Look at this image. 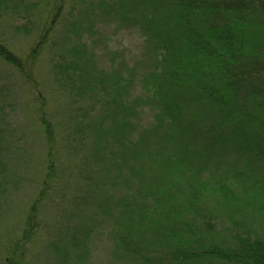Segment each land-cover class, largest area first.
<instances>
[{
	"label": "trees",
	"instance_id": "trees-1",
	"mask_svg": "<svg viewBox=\"0 0 264 264\" xmlns=\"http://www.w3.org/2000/svg\"><path fill=\"white\" fill-rule=\"evenodd\" d=\"M49 1L0 0V24L5 17L32 24V12H39ZM92 1L91 6L98 4ZM103 4L102 0L99 5ZM103 6H108L104 12L106 16L113 15L137 28L151 48L152 65L143 83L151 94L158 117L152 134L157 138V145L163 148L157 154L138 149L145 131L137 140L132 138L138 127L128 121L131 119L128 112L132 110L128 102L133 98L129 96L128 84L116 72L91 68L92 55L88 56L91 42L84 34L91 28H85L86 22L75 24L70 36L62 41L64 44L68 41L69 48L60 53L58 59H53V69L57 82L68 91L74 110L81 116L76 115L78 124L66 147V136L59 133L56 122L53 123L49 116L50 107L39 95L43 104L39 123L47 147L46 172L40 181V177L36 181L40 184L43 180L41 188L28 210L22 237L14 243L12 250H8L11 252H8L5 264H25L23 247L31 243L30 238L39 226L41 203L50 200L52 192L59 194L58 187L70 190L73 181L86 183L89 205L97 204L95 194L98 189L136 187L133 195L127 193L120 200L106 194L105 204L110 216L114 210L112 203L120 208L114 219L116 228L112 230L117 238L115 247L132 255L133 264H207L211 261L215 264H264L263 239L249 235L234 219L226 218L221 223L219 218L213 220L212 215L199 208L202 197L196 191V185L201 183L199 175L204 174L206 166L204 163L196 165L191 160L201 157L204 161L205 154L214 155L225 150L235 153L237 159L244 158L246 163H255L252 167L244 165L245 173L232 182L234 186L235 182L248 181V177L257 174V182L255 186L250 184V188L254 189L257 183L261 187L253 193L248 190L236 195L229 182L225 184L224 180L212 184L203 182L202 186L218 192L227 203L242 201L256 207L252 198L259 189L264 191V0H117ZM64 9L63 3L50 9L52 14L49 13L43 23L46 29L39 33L28 54L30 60L36 56L32 65L42 49L49 43L54 44L57 22ZM26 27V24L18 25L14 30L29 33ZM0 59L30 80L32 67L1 43ZM111 59L114 60L115 55ZM86 103L92 106L88 108ZM96 108L98 117H95ZM6 111L7 103L0 94V118ZM111 113L116 128L105 129ZM94 127L100 134H95L97 140L108 136L114 142L113 148L104 147L101 155L105 181L85 164L83 155L77 157L78 153L83 154ZM160 132L165 133L160 135ZM7 134L6 121L2 120V152L8 147ZM164 137L168 143H164ZM171 145L184 149L172 152ZM99 149L100 142L92 137L89 157L93 161L99 155ZM123 151L124 158H117ZM62 158H66L65 162ZM6 164L7 161L0 157V216L6 212L5 200L11 188L19 190L18 193L21 191L17 183L11 187L3 170ZM116 169L125 173L117 172L111 178L110 173ZM187 185L192 188L179 189ZM259 209L264 212V204ZM184 212H193L197 220L207 226L234 233V243L221 249V240H207L200 251L192 250L182 241L183 234L192 224V218H186ZM155 214L165 218L168 226L164 230L163 223L162 226L156 224ZM147 220L154 222L149 223L154 224L153 231L161 227L158 245H154L150 237H143L150 233L149 228L143 226ZM11 244L9 241L7 246ZM60 246L51 249L59 253Z\"/></svg>",
	"mask_w": 264,
	"mask_h": 264
},
{
	"label": "rangeland",
	"instance_id": "rangeland-1",
	"mask_svg": "<svg viewBox=\"0 0 264 264\" xmlns=\"http://www.w3.org/2000/svg\"><path fill=\"white\" fill-rule=\"evenodd\" d=\"M102 0H94L95 6H91L92 0H50L39 12H32L33 23L28 24L26 20L17 21L5 17L0 24V43L8 47L25 63L32 67L31 78L28 81L26 76L18 73L14 68L7 65L0 59V94L2 100L7 103V111L3 112L0 121H6L7 143L8 147L0 150V157L7 161L3 166L5 176L9 177L10 185L17 183L20 188L12 187L5 200L6 212L0 216V264H5V258L8 252H11L14 243L17 242L25 229L26 216L32 202L36 198L41 188V183L36 182L43 178L46 172V143L39 123L42 114L43 104L40 96H43L44 103L50 107L49 116L59 130V133L66 136L65 145H70L69 136L75 126L78 124L76 115L78 112L72 106V99H69L67 90L62 88L61 82H57L55 71L53 69V59H58L59 54L66 48H69L68 41L62 43L63 38L70 36V30L75 24L86 22L85 28H91V31H85L86 38L90 39L88 56H91L92 69L104 70L107 73L116 72L124 77V83L128 84L129 96L132 100L129 107L132 106L131 112H128L131 119L130 124L138 127L136 134L132 137L134 140L139 138L141 132L145 131L138 149H147L157 154L163 147L157 145V138L154 137L153 129L158 122L156 118L154 102L151 100V94L148 93L144 86L143 80L151 68L152 52L150 46L141 36L140 31L134 28L132 24L123 23L113 15L106 16L104 12L108 6L117 0H103L104 4L99 5ZM64 4V11L58 20V26L55 29L54 44L49 43L40 51L35 65V61L28 57L29 51L35 45L39 33H43L44 20L47 19L50 9H55L59 4ZM98 5V7H97ZM99 8V9H98ZM52 16V15H51ZM10 20V21H7ZM27 25L30 32H16L15 26ZM43 24V25H42ZM60 44V46L58 45ZM115 55V59L111 57ZM28 57V58H27ZM31 64H29L28 62ZM38 84V85H37ZM37 86V87H36ZM72 101V102H71ZM62 106V108H61ZM88 108L91 103H86ZM79 108V106H77ZM61 108V112L59 110ZM95 117H98V108L95 109ZM93 111V110H92ZM59 112L61 114H59ZM114 114H110L106 119V128H116V120H111ZM81 116V115H80ZM98 130L93 128L92 135L87 139L86 147L83 154H77V157L84 156L85 164L89 166L98 178L103 179L104 170L101 161V155L104 153V147L113 148L114 142L112 137L96 139L95 134ZM165 132H160L164 135ZM92 137L95 141L100 142L99 155L90 158V146ZM164 143H168L164 137ZM117 149V148H116ZM169 149L174 152L184 149L182 146L171 145ZM61 151V150H59ZM115 151V149H114ZM196 157V155H195ZM61 158V156H60ZM117 158H124V151ZM201 157L191 159L196 165L205 164L204 174L199 175L202 180L196 185L202 197L199 208L202 212L212 215L211 219H220L221 223L228 219L238 221L245 232L252 237H260L264 240V212H260L259 207L264 204V191L259 189L257 195L253 196L252 203L256 206L246 205L242 201H233L227 203L226 199L218 192L207 190L202 186L203 182L212 184L213 182H222L229 186L236 195L248 190L253 193L261 185L250 188V184L255 186V176L248 177V181L242 180L235 182L245 173L244 165L249 167L255 166V163H246L244 158L237 159L236 154L231 151H218L216 154H205L204 161ZM66 158H62L65 162ZM61 163V162H60ZM246 163V164H245ZM194 169L196 171V167ZM147 167V166H146ZM87 170V168H86ZM117 172L125 173L124 170L112 171L111 178ZM105 181V180H104ZM35 182V183H34ZM244 182V183H243ZM111 184V180L108 185ZM207 184V185H208ZM192 186H183L179 189L189 190ZM59 194L51 193L52 198L41 203L38 217L40 219L36 232L33 233L30 244L24 245L26 253L25 264H133V256L126 254L121 249L115 247L117 238L112 234L116 228L114 219L118 216L116 203L111 205L114 210L110 216L106 211L107 195L111 198L120 200L124 199L129 193L133 195L136 187H130L129 190L124 187H113L110 190L98 189L95 196L96 205H89L87 201L88 186L84 182H71L70 190L63 187ZM106 189V186L103 188ZM243 194V193H242ZM250 194V193H249ZM126 195V196H125ZM250 198L248 193H245ZM129 196V195H128ZM111 202H115L112 200ZM88 204V205H87ZM169 208L168 206L166 207ZM158 213H161L158 212ZM185 217L192 218V224L186 234H183L185 245L191 246L192 250L200 251L203 243L207 240H221V249L227 244L231 246L234 243L231 232H225L216 226H207L196 216L191 213H185ZM209 215V216H210ZM156 224L163 227L164 230L168 225L162 216L155 214ZM147 220L143 226L149 228V234H143V237H150L154 245L160 244L157 239L161 235V227L153 231ZM225 225V224H224ZM126 230H129L127 227ZM146 233V231H145ZM8 234V236H7ZM151 235V236H150ZM74 240V244L69 241ZM218 240V241H219ZM9 241L12 242L10 246ZM54 242V243H53ZM61 244V246L59 245ZM60 246L59 253H55L53 246ZM64 245L66 247H64ZM11 248L10 251H8ZM63 248V249H61ZM162 248V246H161ZM67 254L64 256V254ZM204 264V262L200 263ZM207 264H215L208 262Z\"/></svg>",
	"mask_w": 264,
	"mask_h": 264
}]
</instances>
